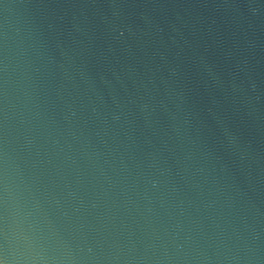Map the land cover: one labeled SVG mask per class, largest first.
<instances>
[{
    "label": "water",
    "instance_id": "obj_1",
    "mask_svg": "<svg viewBox=\"0 0 264 264\" xmlns=\"http://www.w3.org/2000/svg\"><path fill=\"white\" fill-rule=\"evenodd\" d=\"M0 264H264V0H0Z\"/></svg>",
    "mask_w": 264,
    "mask_h": 264
}]
</instances>
